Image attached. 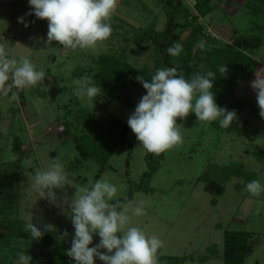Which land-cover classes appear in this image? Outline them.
<instances>
[{
  "label": "rangeland",
  "instance_id": "obj_1",
  "mask_svg": "<svg viewBox=\"0 0 264 264\" xmlns=\"http://www.w3.org/2000/svg\"><path fill=\"white\" fill-rule=\"evenodd\" d=\"M183 1L192 10V0ZM211 1L218 6L215 13L224 20L219 27L212 15L203 17L206 30L221 40L236 30L245 53L256 62L252 75L239 82L233 92L242 107L229 130L216 121L200 122L195 113H190L177 125L183 143L156 159V172L138 191L134 189L146 170V150L132 130L128 142L120 144L106 163L100 158L101 149L91 151V142L97 140L96 127L107 131L111 125L109 115L126 123L134 111L108 98L81 101L73 94V81L82 71H98L95 61L101 55L117 57L153 74L159 61L156 47L146 42L140 48L134 39L151 25L156 31L164 28L166 15L160 0H118L109 39L95 49L75 51L55 41L46 46L48 21L27 15L32 11L29 0H0V43L8 44L10 58L26 56L38 71L45 72V79L36 86L13 90L18 92L16 101L10 99L11 93L0 94V220L19 219L26 235L12 238L10 246L0 248V264H18V253L27 255L28 249L35 252L43 248L41 238L32 239L26 231L30 222L41 229L51 225L49 231L63 239L60 264H76L66 255L75 234L70 217L31 188L35 172L55 161L64 165L68 180L63 189L55 190L61 200L71 201L77 186L103 178L117 187L115 199L125 200V204L145 202L147 214L131 216L129 226L163 241L157 264H171L172 260V264H223L224 230L249 232L253 248L244 264H264V191L252 196L245 190L252 180L264 186V119L251 88L256 71L264 68V0ZM21 17L28 27L18 22ZM187 35H182V42ZM211 49V45L205 46L203 52L207 55L193 58V73L215 72L210 65ZM131 92L135 105L139 97ZM65 126L67 133L63 132ZM15 140L20 148L17 152L12 150ZM78 146L90 152L87 159L80 158ZM65 231L67 236L63 235ZM99 242V236L94 235L89 247ZM50 249L42 250L46 254ZM100 251L107 254L104 249ZM41 256L38 260L44 264L46 259ZM94 264L103 262L94 258Z\"/></svg>",
  "mask_w": 264,
  "mask_h": 264
},
{
  "label": "clouds",
  "instance_id": "obj_2",
  "mask_svg": "<svg viewBox=\"0 0 264 264\" xmlns=\"http://www.w3.org/2000/svg\"><path fill=\"white\" fill-rule=\"evenodd\" d=\"M32 9L27 15L48 21L46 46L58 42L66 50L95 49L112 34L111 18L115 14L118 0H29ZM18 22L25 23L23 17ZM34 23V21H33ZM204 48V42L197 44ZM183 51L180 43L169 46L171 56H179ZM221 76L228 72L226 65L218 70ZM45 79V72L37 70L28 57L10 58L8 44L0 43V94L12 101L18 100V92L36 86ZM137 81L146 90L134 112L128 118V126L135 134L139 144L155 155L183 143L177 120L195 113L198 121L219 120L220 127L228 128L236 119V112L221 108L216 104L213 81L216 73H193L186 80L173 67H164L155 72L150 80L137 76ZM73 94L81 101L91 102L102 91L96 86L92 76L84 75L73 81ZM251 88L256 93L260 117L264 119V68L255 73ZM68 185L64 165L55 161L44 170H37L31 178L32 190L50 204L61 209L70 217L75 234L71 248L66 255L76 264H94L98 258L103 264H157L158 250L163 241L156 235L147 236L135 226H129L131 216L146 215L144 201H129L126 204L115 199L117 187L106 179L89 181L87 185L77 186L71 201L59 199L57 189ZM252 196H259L264 186L259 180H252L245 186ZM64 205H68L65 209ZM51 225L43 229L30 222L25 228L32 239H40ZM64 236L68 233L65 231ZM98 235L99 244L89 247L93 236ZM106 250L107 254L100 250ZM18 264H31L32 257L20 252Z\"/></svg>",
  "mask_w": 264,
  "mask_h": 264
},
{
  "label": "trees",
  "instance_id": "obj_3",
  "mask_svg": "<svg viewBox=\"0 0 264 264\" xmlns=\"http://www.w3.org/2000/svg\"><path fill=\"white\" fill-rule=\"evenodd\" d=\"M160 2L162 3V8L166 15L164 28L161 31H156L155 26L151 25L149 28L140 30L134 39L135 45L140 48H143V43H153L156 47L159 59L156 65L157 69L153 74H150L147 69L135 68L117 57L101 55L95 61V64L99 67L98 71L92 74H90L89 71H82L79 74V78L84 75L92 76L96 86L101 87L102 91L93 101L98 102L101 98H108L134 111L141 97L147 94L136 77L143 76L145 79L150 80L157 70L165 67L163 55L160 53L158 45H161L163 51L165 49V43H167V47L176 43L182 45L183 51L179 56H171L168 54L167 63L178 68V74L183 75L186 80H190L191 73L195 72V65L192 63L193 58L196 59V56L204 55L203 57H205L207 55L206 52H203L204 48L197 46L199 42L203 41L205 46H212L211 51H213V53L211 55L213 56L210 58V65L213 70H215L216 75L219 76L213 81L212 89L216 104L229 111L234 110L237 114L242 107V102L238 103L237 100H235L233 92L239 82L246 81L252 75L256 65L255 60L245 53L246 50L242 48L241 41L235 33L232 35V42L230 44L221 43L208 34L204 24L198 21L199 18L209 15L212 11L213 7L211 0H195L192 10L183 0H160ZM114 19L116 20V17L111 18V20ZM184 33H188V35L182 42L181 37ZM221 65H226L228 69V72L223 76L217 71ZM132 90L139 97L135 105L130 99ZM255 103L257 104V101H255ZM109 118L111 124L110 128H108L107 131H103L96 127L94 134L96 135L97 142H91V151L92 149L102 150L100 152L102 154L100 158H102L104 163L109 160L120 144L128 142L127 135L131 130L127 122L125 123L112 115H109ZM181 121V119H178L177 125H179ZM216 123L220 126L219 120H217ZM231 126L232 125L228 127V130ZM67 131L68 128L65 126L63 132L67 133ZM15 142L16 140L13 142L12 150L17 152L20 148ZM78 148L79 156L82 160L90 156L88 150L81 146H78ZM129 154L130 149L128 156ZM160 156L161 154L155 155L146 151L144 155L146 170L141 175L140 183L135 186L134 190H143L142 184L156 172V159L159 160ZM128 161L129 159L127 158L126 166H128ZM76 163H79V160H76ZM127 173L128 171L126 174ZM144 191L147 190L145 189ZM128 196L130 199L131 191ZM119 201L121 203L125 202V200ZM22 225L23 223L16 218L0 220V248L10 246L12 238L26 236L24 235L25 233ZM2 231H6V234L4 235ZM251 236L252 235L246 231L224 230L222 251L223 264H244L245 258L252 252L253 245L251 243ZM40 241V245L43 247L40 248V251L34 252L29 249L27 251V255L32 257L31 264H43L38 260V258L42 257L41 254L46 259L44 264H60L63 262V255L60 250L63 239L60 238L58 233L46 231ZM46 247L51 249L45 254L42 249ZM172 261L169 263L172 264ZM175 262L179 261L175 260Z\"/></svg>",
  "mask_w": 264,
  "mask_h": 264
},
{
  "label": "crops",
  "instance_id": "obj_4",
  "mask_svg": "<svg viewBox=\"0 0 264 264\" xmlns=\"http://www.w3.org/2000/svg\"><path fill=\"white\" fill-rule=\"evenodd\" d=\"M212 2V1H211ZM235 6L236 7H238V5H232V7L233 8H235ZM243 6H245V5H243ZM212 11L210 12V15H212V21L214 22V24H216V25H218L219 26V24L218 23H222V21L224 20L223 19V17H219L215 12L216 11H218V6H216V5H212ZM220 13V15L222 14V12H219ZM220 27V26H219ZM234 33H235V35H237L236 34V30H233V32L231 33V34H229V36L226 38V40H221V38H218L217 36H213L214 38H216L219 42H227L228 41V43H230L229 41L230 40H232V35H234ZM238 38H240L239 36H238Z\"/></svg>",
  "mask_w": 264,
  "mask_h": 264
},
{
  "label": "water",
  "instance_id": "obj_5",
  "mask_svg": "<svg viewBox=\"0 0 264 264\" xmlns=\"http://www.w3.org/2000/svg\"><path fill=\"white\" fill-rule=\"evenodd\" d=\"M158 46H159L160 53L163 55V63L165 65V67H173V66H171V65H169L167 63V57H168V52H167L168 47H167V43H165V49H164V51L161 49V45H158Z\"/></svg>",
  "mask_w": 264,
  "mask_h": 264
},
{
  "label": "built area",
  "instance_id": "obj_6",
  "mask_svg": "<svg viewBox=\"0 0 264 264\" xmlns=\"http://www.w3.org/2000/svg\"><path fill=\"white\" fill-rule=\"evenodd\" d=\"M194 4H195V0H192V5H191V8H193V6H194ZM200 23H202L203 21H202V18H199V20H198ZM207 33L208 34H210V31H209V29H207ZM211 35V34H210ZM15 90V89H14ZM62 130V129H61Z\"/></svg>",
  "mask_w": 264,
  "mask_h": 264
}]
</instances>
